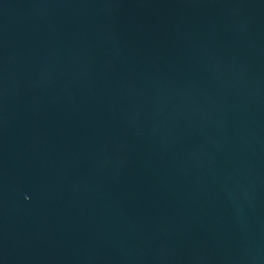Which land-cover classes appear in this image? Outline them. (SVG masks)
I'll return each mask as SVG.
<instances>
[{"label":"water","instance_id":"1","mask_svg":"<svg viewBox=\"0 0 264 264\" xmlns=\"http://www.w3.org/2000/svg\"><path fill=\"white\" fill-rule=\"evenodd\" d=\"M0 264H264V0H0Z\"/></svg>","mask_w":264,"mask_h":264}]
</instances>
